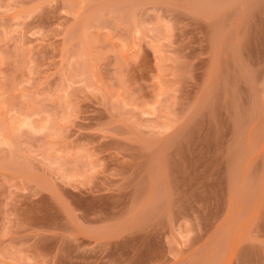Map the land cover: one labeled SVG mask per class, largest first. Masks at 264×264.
<instances>
[{"label": "rangeland", "instance_id": "1", "mask_svg": "<svg viewBox=\"0 0 264 264\" xmlns=\"http://www.w3.org/2000/svg\"><path fill=\"white\" fill-rule=\"evenodd\" d=\"M0 264H264V0H0Z\"/></svg>", "mask_w": 264, "mask_h": 264}]
</instances>
